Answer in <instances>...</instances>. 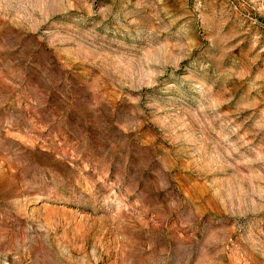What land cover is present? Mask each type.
Returning <instances> with one entry per match:
<instances>
[{
	"label": "rangeland",
	"instance_id": "rangeland-1",
	"mask_svg": "<svg viewBox=\"0 0 264 264\" xmlns=\"http://www.w3.org/2000/svg\"><path fill=\"white\" fill-rule=\"evenodd\" d=\"M0 264H264V0H0Z\"/></svg>",
	"mask_w": 264,
	"mask_h": 264
}]
</instances>
